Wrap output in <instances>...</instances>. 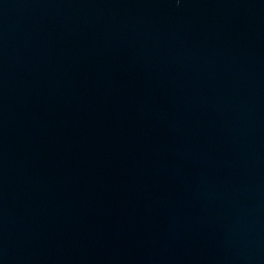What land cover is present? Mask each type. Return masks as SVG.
<instances>
[{
  "label": "water",
  "instance_id": "obj_1",
  "mask_svg": "<svg viewBox=\"0 0 264 264\" xmlns=\"http://www.w3.org/2000/svg\"><path fill=\"white\" fill-rule=\"evenodd\" d=\"M0 264H264V0H0Z\"/></svg>",
  "mask_w": 264,
  "mask_h": 264
}]
</instances>
